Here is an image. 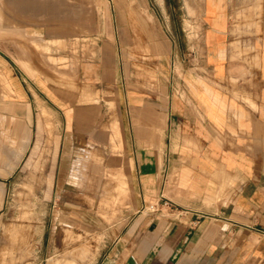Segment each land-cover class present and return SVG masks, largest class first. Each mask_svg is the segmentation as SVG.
<instances>
[{
    "label": "crops",
    "instance_id": "obj_1",
    "mask_svg": "<svg viewBox=\"0 0 264 264\" xmlns=\"http://www.w3.org/2000/svg\"><path fill=\"white\" fill-rule=\"evenodd\" d=\"M113 1L83 49L75 35L53 59L29 42L0 48V215L36 114L52 105L62 164L68 145L116 130L105 156L124 196L120 214L91 222L107 225L95 264H264V0L181 10Z\"/></svg>",
    "mask_w": 264,
    "mask_h": 264
},
{
    "label": "rangeland",
    "instance_id": "obj_2",
    "mask_svg": "<svg viewBox=\"0 0 264 264\" xmlns=\"http://www.w3.org/2000/svg\"><path fill=\"white\" fill-rule=\"evenodd\" d=\"M113 2L123 9L143 7L139 0ZM149 3L156 9L198 7L191 0ZM103 8L105 0H0V48L8 54L11 42L23 50L29 42L53 59L69 35H75L71 46L83 49L89 40L82 37L90 34V25L105 24ZM78 10L80 34L73 26ZM169 19L180 25L179 16ZM47 66V78L57 86L61 75L50 61ZM35 124L34 147L7 180L0 215V264H95L105 248L107 225L91 222L110 221L120 214V208L113 206H120L124 196V183L111 164L107 166L105 156L107 136L112 142L116 130H100L99 141L88 136L81 144L68 145L62 164L63 156H57L63 132L61 112L52 105L40 108ZM86 139L99 145H90Z\"/></svg>",
    "mask_w": 264,
    "mask_h": 264
}]
</instances>
